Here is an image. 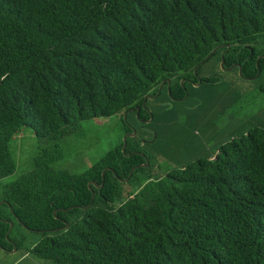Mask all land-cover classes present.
<instances>
[{"label": "trees", "instance_id": "obj_1", "mask_svg": "<svg viewBox=\"0 0 264 264\" xmlns=\"http://www.w3.org/2000/svg\"><path fill=\"white\" fill-rule=\"evenodd\" d=\"M263 38L264 0H0V181L17 169L16 135L44 145L0 184V249L50 264H264V127L162 175L139 149L195 105V75L219 81L222 54L264 94ZM113 116L136 130L124 151L80 174L54 168L51 143Z\"/></svg>", "mask_w": 264, "mask_h": 264}, {"label": "rangeland", "instance_id": "obj_2", "mask_svg": "<svg viewBox=\"0 0 264 264\" xmlns=\"http://www.w3.org/2000/svg\"><path fill=\"white\" fill-rule=\"evenodd\" d=\"M259 46L264 49V38L259 41ZM212 66L213 62L208 63L201 75H210ZM217 69L220 78L216 84H203L201 87L198 84L192 85L194 90L190 91L189 101L195 105H188L187 111L176 113L173 118L168 117L164 131L161 133L160 129H156L158 138L155 142L139 143V149L148 152L153 159V174L162 175L177 169L202 154L206 147L212 150L218 143L231 136H238L252 126L264 127V94L259 91V82L245 80L239 73L226 70L220 64ZM123 137V126L118 116L96 118L82 123L75 134L51 143L52 146L48 149L59 152L53 164L55 169L80 174L123 142ZM140 137L155 139L156 135L139 133L138 138ZM43 148L44 145H40L31 130H24L16 135L11 140L10 150L16 159L17 169L14 174L1 180L0 184L11 182L28 171L33 157ZM123 191H133V186L124 185ZM25 234L34 239L37 237L28 231ZM0 264L50 262L35 259L22 251L12 250L7 253L0 249Z\"/></svg>", "mask_w": 264, "mask_h": 264}, {"label": "water", "instance_id": "obj_3", "mask_svg": "<svg viewBox=\"0 0 264 264\" xmlns=\"http://www.w3.org/2000/svg\"><path fill=\"white\" fill-rule=\"evenodd\" d=\"M209 57H210V56H207L205 60H207ZM223 64H224V60H223V54H222V55H221V62H220V66H221L222 68H223ZM200 65H201V63H200L195 69H194V74H196L197 69H198V67H199ZM232 69H233V66H231L230 68H228V69H226V70H232ZM238 72L240 73V69H239ZM163 83H164V82H163ZM163 83H162V85H163ZM167 83H168V84L170 83L169 79L167 80ZM162 85L159 86V89H158L157 93H156L154 96H150V95H146V96H145V98H144V100H143V106H144V104H145V102H146L147 99L156 98V97L159 95ZM198 85H200V81H198ZM167 91H168V94H169V85H168V87H167ZM186 97H187V93L185 94V98H186ZM131 111H132V109L130 110V112H131ZM138 111H139V107H136V112H138ZM126 115H127V113L124 114V120H125ZM150 119H152L151 115H150ZM134 135H135V130H134L133 128H132V133H131V134H125V135H124V137H123L122 151H124V150H125V147H126V138H127V137H133ZM148 164H149V163H148V161L146 160L144 166H148ZM133 170H134V168L131 170V172H132ZM105 171H106V169L102 171V180H103V175H104ZM131 172H130V174H131ZM91 183H92V182H89V183H88V187H89V188H90ZM93 184H94L95 186H97L95 183H93ZM93 197H94V194L92 193L91 201L93 200ZM9 224H10V227H9V230H8V233H7L6 237L8 236L9 232L11 231V229H12V227H13V224H12L11 222H10ZM66 226H67V225H66ZM12 250L16 251L15 247H13Z\"/></svg>", "mask_w": 264, "mask_h": 264}, {"label": "flooded vegetation", "instance_id": "obj_4", "mask_svg": "<svg viewBox=\"0 0 264 264\" xmlns=\"http://www.w3.org/2000/svg\"><path fill=\"white\" fill-rule=\"evenodd\" d=\"M262 57H264V54H261V55H259L258 56V58H257V60H259V59H261ZM196 76V80H197V83H193V82H191V84L192 85H197L198 84V81H200V85L202 84V80H201V77L200 76H197V75H195ZM250 80H254V78L253 79H250ZM181 85L182 86H184V80H182L181 82ZM168 84V83H167ZM162 85V84H161ZM163 85H164V83H163ZM163 85H162V87H163ZM169 85V84H168ZM168 85H167V87H168ZM162 87H161V90H162ZM158 89H159V87H158ZM160 90V91H161ZM187 98V97H186ZM185 99V98H184ZM136 114H137V112H136ZM149 121H150V119L148 120V121H145L146 123H149ZM132 128L133 127H131V133H132ZM134 129V128H133ZM135 130V129H134ZM131 133H127V134H131ZM135 134H136V130H135ZM135 136V135H134Z\"/></svg>", "mask_w": 264, "mask_h": 264}, {"label": "crops", "instance_id": "obj_5", "mask_svg": "<svg viewBox=\"0 0 264 264\" xmlns=\"http://www.w3.org/2000/svg\"><path fill=\"white\" fill-rule=\"evenodd\" d=\"M5 252V251H4ZM7 253H10V252H7Z\"/></svg>", "mask_w": 264, "mask_h": 264}]
</instances>
